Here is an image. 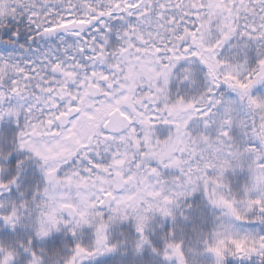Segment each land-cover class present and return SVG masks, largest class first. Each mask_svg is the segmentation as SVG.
I'll use <instances>...</instances> for the list:
<instances>
[{
	"label": "snow or ice",
	"instance_id": "6c2138e0",
	"mask_svg": "<svg viewBox=\"0 0 264 264\" xmlns=\"http://www.w3.org/2000/svg\"><path fill=\"white\" fill-rule=\"evenodd\" d=\"M0 264H264V0H0Z\"/></svg>",
	"mask_w": 264,
	"mask_h": 264
}]
</instances>
